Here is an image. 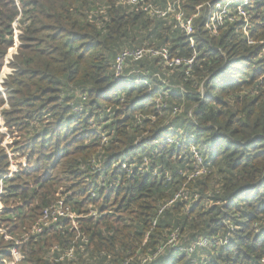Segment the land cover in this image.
Returning a JSON list of instances; mask_svg holds the SVG:
<instances>
[{
    "label": "trees",
    "instance_id": "trees-1",
    "mask_svg": "<svg viewBox=\"0 0 264 264\" xmlns=\"http://www.w3.org/2000/svg\"><path fill=\"white\" fill-rule=\"evenodd\" d=\"M2 108L0 264H264V0H0Z\"/></svg>",
    "mask_w": 264,
    "mask_h": 264
},
{
    "label": "built area",
    "instance_id": "built-area-1",
    "mask_svg": "<svg viewBox=\"0 0 264 264\" xmlns=\"http://www.w3.org/2000/svg\"><path fill=\"white\" fill-rule=\"evenodd\" d=\"M137 0H129V2H136ZM160 12V11H159ZM164 14V13H162ZM178 20L180 21L181 26L186 29L188 33H191L193 31V23L192 19L189 18L188 20H184L183 14L179 13L177 16ZM150 54L152 56H163L165 59H168L167 56V49H153V48H138L133 51H124L122 55L118 58L117 60V67H116V75L120 76L122 75L123 69H124V61L127 58H132L134 60H139L141 59L144 55ZM180 60H173L171 61L170 64H180ZM104 141L106 142V137L104 136ZM195 156L197 158V161L199 163L202 162V158L198 155L197 152H195ZM123 165V164H122ZM14 172L13 170H11ZM16 171V170H15ZM203 170L197 171L196 174H199ZM186 189L182 187L175 195V197L168 201L166 204H164L160 210L159 213L163 212L167 207H170L173 202H175L178 199L184 198L187 196V193L185 191ZM91 215H96V211L94 209L90 210ZM77 217H84V215H78L73 211V208L64 200L60 199L56 203L46 207L43 209V213L38 221V223L31 229L30 233H35V234H41L45 231L46 228L50 227L51 225H54L56 223H59L60 221L70 219L73 221L74 225L76 226V218ZM28 234L25 235V239H27ZM177 236H178V230H176L170 237L169 241L159 249L161 251L165 246H171V247H176L177 245ZM9 239L13 240L16 244L11 250L12 254V259L8 262V264H18L22 258L23 255L22 253L18 250V247L20 246L21 242L18 239H15L13 237H9ZM197 245L199 246H206L209 244V239L208 238H201L196 242ZM55 250L60 251V247L57 245L54 247ZM182 249V248H180ZM187 251H192L193 248L190 247L186 249ZM67 260L73 262L72 264H76L78 261L77 257V249L76 246H70L68 249L65 250V253L61 254V257L59 260ZM153 260V257H148L144 258L141 264H145L147 262H150ZM123 264H132L131 260H126Z\"/></svg>",
    "mask_w": 264,
    "mask_h": 264
},
{
    "label": "rangeland",
    "instance_id": "rangeland-1",
    "mask_svg": "<svg viewBox=\"0 0 264 264\" xmlns=\"http://www.w3.org/2000/svg\"><path fill=\"white\" fill-rule=\"evenodd\" d=\"M18 31L19 30L16 29V33H18ZM3 108L8 109V108H10V106L5 105ZM3 108L0 109V131H1V133L7 134V136L4 139L3 144L7 147L6 151L10 154V156L12 158L11 159V170H13L15 172V170L17 171L18 168L20 167V164H22V165L26 164V156H25V154H22V153H19V152L13 150L12 147L11 148L8 147V144L10 142H13L15 140V138L12 136L11 137L9 136V134L7 133V131H8L7 127L4 126V121L2 120V116H1V111L3 110ZM2 208H3V206L1 204L0 209H2ZM7 239H9L8 236H7ZM9 240H11V239H9ZM9 261H10L9 259L5 260L6 264H8ZM84 263H86V262H84Z\"/></svg>",
    "mask_w": 264,
    "mask_h": 264
}]
</instances>
